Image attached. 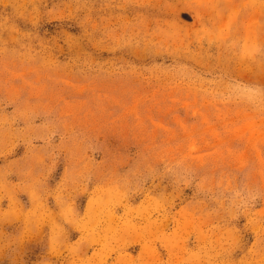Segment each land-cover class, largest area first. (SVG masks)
Returning <instances> with one entry per match:
<instances>
[{"label": "rangeland", "instance_id": "rangeland-1", "mask_svg": "<svg viewBox=\"0 0 264 264\" xmlns=\"http://www.w3.org/2000/svg\"><path fill=\"white\" fill-rule=\"evenodd\" d=\"M0 264H264V0H0Z\"/></svg>", "mask_w": 264, "mask_h": 264}]
</instances>
